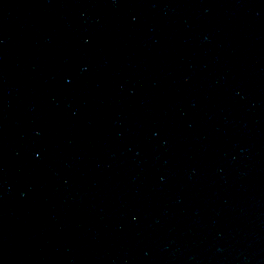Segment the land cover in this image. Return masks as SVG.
<instances>
[{
  "label": "water",
  "instance_id": "water-1",
  "mask_svg": "<svg viewBox=\"0 0 264 264\" xmlns=\"http://www.w3.org/2000/svg\"><path fill=\"white\" fill-rule=\"evenodd\" d=\"M0 264H264V0H0Z\"/></svg>",
  "mask_w": 264,
  "mask_h": 264
}]
</instances>
